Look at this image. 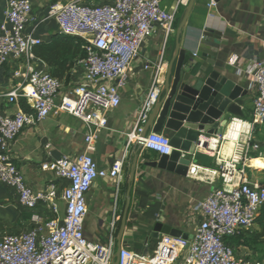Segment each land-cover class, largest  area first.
Returning <instances> with one entry per match:
<instances>
[{
	"label": "built area",
	"instance_id": "1",
	"mask_svg": "<svg viewBox=\"0 0 264 264\" xmlns=\"http://www.w3.org/2000/svg\"><path fill=\"white\" fill-rule=\"evenodd\" d=\"M213 5L214 0L210 6ZM176 18V13L163 10L161 0L55 2L45 16L35 13L29 0H8L0 28V64L13 63L17 68L15 77L21 78L31 92L18 86L5 93V105L24 99L31 112L8 114L0 106V182L12 189L20 205L32 214L27 231L0 235V264H113L116 235L100 242H92L85 235L86 200L97 180L115 181L118 186L122 183L125 160L102 169L91 154L98 132L107 127V113L120 105L119 90L142 45L153 36L156 26L167 36L174 35ZM48 21L55 23L60 34L80 38L87 44L86 56L79 60L85 85H66L53 77L44 61L35 55L34 48L43 42L35 32ZM247 66L246 73L252 76L251 89L256 93L251 119L245 121L246 129L236 141L231 160L220 162L221 186L197 205L202 220L193 240L163 237L155 244L152 257L140 256L123 245L119 264H172L182 250L186 251L183 264H264V259L246 262L238 258L230 243L250 230L264 210V186L247 173L251 160L248 155L259 151V146L252 144L253 131L264 125V59L255 58ZM160 73L157 66L142 122L160 99ZM54 109L83 121L88 129L86 153L41 165L43 171L65 183L61 195L65 203L63 214L55 202L57 186L52 183L45 192L34 194L10 157V146L21 132L47 119ZM134 140L143 141L146 151L161 157L170 156L174 150L170 138L163 133L151 132L145 139L131 134L130 141ZM241 161L245 162L242 166ZM41 208H49L51 217L40 214Z\"/></svg>",
	"mask_w": 264,
	"mask_h": 264
},
{
	"label": "crops",
	"instance_id": "2",
	"mask_svg": "<svg viewBox=\"0 0 264 264\" xmlns=\"http://www.w3.org/2000/svg\"><path fill=\"white\" fill-rule=\"evenodd\" d=\"M29 1L35 13L45 16L49 6L55 2L82 1L98 4L102 0ZM180 1L161 0V6L164 11L178 15L183 8L184 16L190 0H185L183 4ZM7 2L8 0H0V28L5 21ZM211 2L212 0H195L181 34L180 49L186 51L184 79L200 77L205 80L213 70L223 71L227 78L249 92L242 98L244 106L241 110L245 113V118H233L223 135L201 133L202 142L197 146L195 154H183L192 162L186 176L160 167L161 156L140 148L138 141H130L131 134L141 135L152 114L151 111L146 121L142 122L144 104L154 84L157 66L161 68V95L170 62L175 56V34L167 36L156 26L153 36L142 45L138 58L130 67L127 79L119 90L120 105L107 113V127L97 134L95 151L91 154L95 163L102 169H109L124 158L125 166L123 181L119 186L115 181L97 180L87 195L84 228L90 241H106L105 238L113 233L117 238L127 206L128 189L125 192L122 189L126 184L129 186L128 169L132 167L135 156H138V163L123 245L130 246L140 256H153L157 241L150 240V237L159 223L182 231L186 235L185 240L191 242L202 220L200 212L196 210L197 205L221 186L220 162L226 161L231 155V144L236 143L241 131L246 129L245 121L251 119L253 112L256 93L251 89L252 76L246 73V68L255 58L264 59V0H214V5L210 6ZM207 30L220 34L219 53L214 66H209L197 55L202 34ZM57 33L59 31L55 23L48 21L41 24L35 35L42 41H48ZM79 60L70 72L72 85L86 84ZM146 65L150 68L146 69ZM175 67L176 62L172 69L171 82ZM45 68L50 73L47 63ZM16 70L13 63L0 64V106L8 114L21 111L22 108L20 101L18 104L5 105V93L18 86L25 92H31V88L21 78L15 77ZM139 128H142L140 132ZM87 132V125L83 121L54 109L47 119L27 126L10 146L11 159L34 194L45 192L52 183L57 186L58 198L55 202L61 214L65 209V203L61 199L65 183L57 181L52 173L43 171L41 165L45 161L63 157L75 158L86 153ZM163 134L169 138L171 136L167 130ZM39 213L45 217L52 215L49 208H41ZM31 214V211L20 205L17 194L0 182V235L27 231ZM163 237L166 235L161 236L158 241ZM235 250L245 253L243 256L246 257L256 255L255 251L243 246ZM185 254L186 251H179L172 264H183ZM244 261L254 260L248 258Z\"/></svg>",
	"mask_w": 264,
	"mask_h": 264
},
{
	"label": "water",
	"instance_id": "3",
	"mask_svg": "<svg viewBox=\"0 0 264 264\" xmlns=\"http://www.w3.org/2000/svg\"><path fill=\"white\" fill-rule=\"evenodd\" d=\"M194 2L195 0L189 1L175 32V56L169 65L165 87L141 132V139H145L151 132L163 133L164 130H167L171 133L170 146L174 150L170 156L161 157L159 166L181 176H186L192 165L191 160L185 158V155L195 154L197 146L202 142L201 133L211 136L223 135L233 118H245V113L241 110L244 106L242 98L249 93L248 90L236 85L227 78L223 71L219 70H213L205 80L200 77L184 79L186 51L180 49V38L187 25ZM219 41L220 34L212 33L210 30L202 34L197 55L209 66L215 64L219 53ZM175 62L176 67L171 82ZM139 146L144 148L143 141L139 142ZM183 154L185 155L183 156ZM137 163L138 156H135L129 177L126 211L117 236L113 264H119ZM163 235L187 239L182 231L159 223L155 226L150 240L158 241Z\"/></svg>",
	"mask_w": 264,
	"mask_h": 264
},
{
	"label": "trees",
	"instance_id": "4",
	"mask_svg": "<svg viewBox=\"0 0 264 264\" xmlns=\"http://www.w3.org/2000/svg\"><path fill=\"white\" fill-rule=\"evenodd\" d=\"M183 8L180 14H177L175 29L183 16ZM86 43L80 38L66 36L60 33L53 34L48 41H43L40 45L34 48L35 55L47 63L50 67V74L64 81L66 85L70 83V72L77 60L83 59L86 56ZM20 105L23 112L30 113L31 110L24 99L20 100ZM256 132V130H255ZM258 158L253 156L251 159ZM131 166L128 169L130 173ZM264 186V183H261ZM128 189L127 184L123 187V192ZM255 224L259 227L258 231L252 232L248 236L240 235L231 239V245L235 248L243 246L249 250L255 251L258 260L264 258V210L257 217Z\"/></svg>",
	"mask_w": 264,
	"mask_h": 264
},
{
	"label": "rangeland",
	"instance_id": "5",
	"mask_svg": "<svg viewBox=\"0 0 264 264\" xmlns=\"http://www.w3.org/2000/svg\"><path fill=\"white\" fill-rule=\"evenodd\" d=\"M255 130H256V132L253 131V135H254L255 138L253 139L252 144L258 145L259 146V151L257 153H254V154H249L248 155V157H249L248 159H250V157H253V156H258V158H254V159H262V161L264 162V125H262V128H260V127L255 128ZM230 160H231V157H228L226 159V161H230ZM252 160L253 159H251L248 162L249 167H247V173L250 175V177L253 180H255V181L259 182V183H264V168H258V167L253 166V163L251 162ZM240 163H241V166H242L245 162L241 161ZM258 230H259V227L255 224L250 230H248L245 233H243V236H248L252 232H255V231H258ZM11 234H15V233H11ZM236 252H237L236 255L238 256V258H240L242 260H245V259H248V258L252 259V260L259 259V257H257L256 255H254V257L253 256L252 257H246V256H243L245 253L242 254V252L238 251V250ZM243 257H244V259H243ZM262 259H264V258H262Z\"/></svg>",
	"mask_w": 264,
	"mask_h": 264
},
{
	"label": "bare ground",
	"instance_id": "6",
	"mask_svg": "<svg viewBox=\"0 0 264 264\" xmlns=\"http://www.w3.org/2000/svg\"><path fill=\"white\" fill-rule=\"evenodd\" d=\"M235 148H236V143L233 142L230 146V154L231 155L229 157H231L233 155ZM251 162L253 163V166H255V167L264 168V162L262 161V159H253ZM140 264H147V263L143 262Z\"/></svg>",
	"mask_w": 264,
	"mask_h": 264
}]
</instances>
